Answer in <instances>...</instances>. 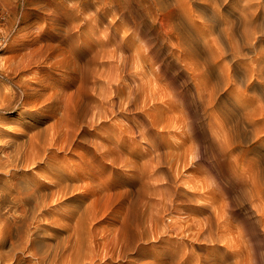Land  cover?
I'll return each mask as SVG.
<instances>
[{
    "label": "rangeland",
    "instance_id": "rangeland-1",
    "mask_svg": "<svg viewBox=\"0 0 264 264\" xmlns=\"http://www.w3.org/2000/svg\"><path fill=\"white\" fill-rule=\"evenodd\" d=\"M218 2L0 0V96L25 103L1 109L0 146L65 120L64 162L93 171L78 183L100 189L90 234L102 245L116 232L124 241L101 264H264V194L255 195L264 178L255 140L258 127L264 136V0ZM228 139L241 148L228 150ZM42 219L51 242L59 227Z\"/></svg>",
    "mask_w": 264,
    "mask_h": 264
},
{
    "label": "bare ground",
    "instance_id": "bare-ground-1",
    "mask_svg": "<svg viewBox=\"0 0 264 264\" xmlns=\"http://www.w3.org/2000/svg\"><path fill=\"white\" fill-rule=\"evenodd\" d=\"M179 1L181 2V0H179ZM218 1L216 0V2H218ZM156 2H159V1H156ZM175 3H176V1H175ZM218 3H220V2H218ZM222 3H224V2H222ZM249 3H250V1H249ZM172 8H174V7H172ZM175 9H176V7H175ZM178 9H180V8H178ZM183 9H182V12L184 11ZM159 10H161V9H159ZM251 10H253V9H251ZM169 11L171 12L170 9H168V12ZM233 11H234V9H233ZM228 12H230V11L228 10ZM165 14L167 15V13H165ZM174 14H176V13H174ZM219 17H220V15H219ZM175 18H177V17H175ZM171 20H173V18ZM218 20H220V18ZM174 21L175 20H173V22ZM171 23L172 22H170V24H168V25H171ZM221 23H222V21H221ZM226 23H227V21H226ZM231 23H229V24H231ZM218 24H220V22ZM220 26H218V28ZM226 27H230V26L228 25ZM171 29H173V28L170 27V30ZM222 29H223V27H222ZM230 29H233V28H230ZM175 30L177 31V28ZM214 30H216V28ZM229 31H230L229 28H225L222 32L219 31V33H220L221 37H224V39H226L227 41L230 42V44H232L231 43L232 37H231ZM179 33H180V31H179ZM179 33H177V34H179ZM0 34L4 38L3 40H0V44H2L3 42H5V37H6L4 35L2 27H0ZM169 34H171V33H169ZM214 34H217V32ZM171 35H173V34H171ZM230 37H231V39H230ZM186 40H188V39H186ZM208 40H213V39H208ZM176 41H177V39H176ZM181 41H185V40H181ZM178 42L180 44V41H178ZM213 42H212V45H213ZM208 43H209V41H208ZM180 45H182V42ZM193 45L194 44H192L191 46H193ZM209 45H210V43H209ZM209 45H207V48H209ZM189 49H191L190 46H189ZM194 49H193V51H194ZM204 49L206 50V48H204ZM208 50H210V49H208ZM221 50H223V48ZM231 50H233V49H231ZM188 51H186V52H188ZM195 51L197 53L196 49H195ZM227 51H228V49H227ZM203 52L205 53V51H203ZM185 53H183L184 56H185ZM206 53H207V51H206ZM219 53H221V52H219ZM198 54H199V52H198ZM207 55L211 56V54H209V53ZM213 55H212V57H213ZM215 55H217V56H215ZM215 55H214L215 59H216V57H219L218 53ZM196 56H198V55L196 54ZM214 57H213V60H214ZM191 58H192V56H191ZM211 58L209 57L208 59H211ZM220 58H219V61L222 60ZM222 58H224V57H222ZM217 59L215 61L219 62ZM213 62L214 61H212L211 63L213 64ZM209 63H210V60H209ZM209 63L203 61V63H201V65L204 67L205 66L207 67V66H209ZM212 64L210 66L215 65V64H213V65ZM198 65H199V63H198ZM201 65H199V66H201ZM198 67L196 66L197 69H198ZM214 67L219 68V66L216 67V65ZM207 68H206V70H207ZM208 70H210V69H208ZM210 72H212V71H210ZM204 73H206V71ZM204 73H201V74L203 75ZM221 73H223V72H221ZM227 73H229V71ZM225 75H223V76H225ZM228 75H226V76H228ZM207 76H209V75L207 74ZM197 79H198V77H197ZM206 79H205V81H206ZM209 79H211V78H209ZM246 81H248V80L246 79ZM196 82H198V81H196ZM112 83H113V81H112ZM206 83H207V81H206ZM209 84L211 86V83H209ZM226 84H227V82H226ZM211 88H214V87H211ZM214 89L212 91H214ZM199 90H200V88H199ZM203 91H204V89H203ZM199 93H201V90ZM201 94L203 95V92ZM208 98H209V96H208ZM19 104L24 105L25 103H24V101L20 100L19 103L15 104L14 98L11 97L10 94L0 96V111H1V109L3 111H6L8 109L15 108ZM21 107H20V109H21ZM251 112H252V110H251ZM95 113H96V111H95ZM242 115H244V114H242ZM248 117L249 116H247V118ZM93 118H94V115H93ZM250 118H251V116H250ZM250 118L248 119L249 121L246 120V122L247 121L252 122V118H251V120H250ZM6 120H8V118H3V119L1 118L0 122H4ZM63 121H65V120H63V118L58 119L57 122L53 125V127H51V128L47 127L45 130H37V131L31 132L29 134H25L24 132H21L18 135V138H19L18 141H13L12 139H11L12 140L11 141L9 139L8 141H5L0 146V264H88V263L89 264H101L100 262H98V260H100L102 258H106V257L111 258L113 256V249L112 248L117 247V246L120 247V246H122L120 244H124V241L122 240L121 236L119 235V232H116L115 234H113V236L109 239L111 241L105 239L106 241L103 243V245H102L101 241H96L93 238L92 234H90V233H92L91 232L92 230L90 231V227L93 224L92 223L93 219H95L93 216L96 213V207L94 206V203L101 199L100 189L97 187L88 186V185H87V187H82L78 183L79 180L85 181L86 178L92 176L93 171L90 172V171L85 170L84 169L85 166H83L84 168H82V165H80L79 167H76V168H71L68 163L64 162L65 161V157H64L65 155H63L64 153L62 154L61 151H65L69 148L68 137L70 135V128L67 126L65 128L61 127L63 124ZM244 121H245V119H244ZM248 122H247V124H248ZM250 124H253V123H250ZM238 127H240V126H238ZM243 127H244V124H243ZM247 127L249 128V124ZM243 129H245V128H243ZM234 131H236V130H233V132ZM242 131L245 132L244 130H242ZM246 131H248V130H246ZM239 132H240V130H239ZM3 135H4L3 133L0 134V137ZM233 135H232V138H230V139L237 138L236 134H235L236 137H234ZM240 135H241V133H240ZM242 135H241V137H242ZM244 136H246L245 133H244ZM16 137H17V135H16ZM241 137H240V139H241ZM226 138H228V136ZM244 138L241 140L242 141L245 140ZM230 139H228L229 141L227 140L228 142L225 140V142L223 143L226 145V147L228 144V150L233 149L234 147L238 146L235 143L233 144V142ZM237 139H239V138H237ZM255 140L259 141L258 143H260V145L262 146V150H264V147H263L264 146V136L260 134V128L259 127H258V129L256 128ZM246 141H247V138H246ZM238 147L241 148L240 146H238ZM254 147H256V145H254ZM254 147L251 149H254ZM185 148H187V146ZM251 149H249V150H251ZM53 150H58L59 153L56 152L55 155H51L50 152H53ZM188 151H189V148L187 149V152H186L187 154H188ZM224 151H225V149H224ZM251 151H253V150H251ZM247 154H249V153H247ZM247 154L245 156H247ZM257 154H260V153H257ZM231 156H233V155H231ZM256 160H258V159H256ZM260 161H262V160H260ZM256 168H259V167L257 166ZM263 168H261V170ZM31 170H36L37 173H36V171H35L36 174L32 173V172L30 173L29 171H31ZM258 170H260V168ZM261 170L259 172V176H260V173H263ZM29 173L31 175H29ZM26 174H28V175H26ZM258 178L259 177H257V178L255 177V179H258ZM262 179H263V181H261ZM262 179H260V180L258 179L259 181H261V183H259L258 180H256V181L254 180L256 183L258 182L260 184L259 185L257 183L259 188L255 184V182L252 181L256 185V187L254 186L256 188V190L258 191V189H259V191L257 193L255 192L256 194L254 193L257 196H258V193L264 194V178H262ZM192 183H194V185H196V184L198 185L199 182L195 183L192 181ZM202 183L204 185V182H202ZM202 183H200V184H202ZM214 183L215 182H213V184H211V185H213V187H214ZM149 184L151 186V181H149ZM200 184L198 186H200ZM211 185H209V186L211 187ZM160 186L163 187V185H160ZM207 186H208V184L205 187L207 188ZM213 187H211V188H213ZM206 188L204 189V187H203L204 190H207ZM211 188H210V190H212ZM81 189H82V191H81ZM251 189H252V187H251ZM253 190H255V189H253ZM78 192H80V194L83 196V198L80 201H78V203L75 204V197L77 196ZM206 192H209V190ZM254 194L252 193V195H254ZM160 197H162V196H160ZM260 197L258 198V201L261 200V201H259L261 204L262 198L260 199ZM152 201H154L152 198H150V200L147 201V205H148L149 209L152 207ZM256 204H257V201H256ZM260 204L259 205L257 204L258 210H260L262 212L260 223H262V222L264 223V210H263L264 206L262 209H260L259 208ZM136 205L138 206L137 202H136ZM160 205H162V204H160ZM262 205H261V207H262ZM55 214L59 215L58 220L55 218V216L57 217V215H55ZM50 218H53L52 222H54V225L56 223L57 227H59L58 230L55 228L56 229L55 231H57V232H53L51 230L54 233V235L57 233L55 238L52 237V239H50L51 242H49L48 239L45 241V238H47L48 236H46V231L44 232L42 230V224H39L40 223L39 220L41 221V219L42 220L46 219V222H47L50 220ZM148 218L150 221H151V219H153L151 210L148 212ZM242 232H244V231H242ZM253 264H255V263H253Z\"/></svg>",
    "mask_w": 264,
    "mask_h": 264
},
{
    "label": "built area",
    "instance_id": "built-area-1",
    "mask_svg": "<svg viewBox=\"0 0 264 264\" xmlns=\"http://www.w3.org/2000/svg\"><path fill=\"white\" fill-rule=\"evenodd\" d=\"M4 38L1 36V34H0V40H3Z\"/></svg>",
    "mask_w": 264,
    "mask_h": 264
}]
</instances>
